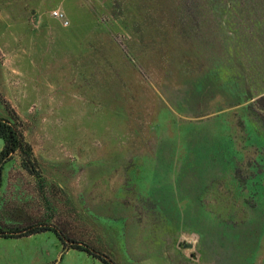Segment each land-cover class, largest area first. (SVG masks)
<instances>
[{
	"label": "rangeland",
	"instance_id": "1",
	"mask_svg": "<svg viewBox=\"0 0 264 264\" xmlns=\"http://www.w3.org/2000/svg\"><path fill=\"white\" fill-rule=\"evenodd\" d=\"M0 104V264H264V0H0Z\"/></svg>",
	"mask_w": 264,
	"mask_h": 264
},
{
	"label": "trees",
	"instance_id": "2",
	"mask_svg": "<svg viewBox=\"0 0 264 264\" xmlns=\"http://www.w3.org/2000/svg\"><path fill=\"white\" fill-rule=\"evenodd\" d=\"M9 118H1L0 117V139L3 140L4 146L2 151L0 152V186H1V174L4 168V165L9 162L14 155L19 154L22 157V161L25 165H33L32 157V149L31 146L25 141L21 128H19L20 124H17L18 116L14 112L12 108L8 109ZM17 120V121H16ZM51 230L46 227H28L25 229H15L10 234L4 233V231L0 230V235L5 236L7 238H21L30 236L36 233H41L44 231ZM53 231L62 239L64 246L66 248L70 247L73 249H77L79 251L86 252L96 258H98L103 264H113L111 260L106 256H101L97 254L94 250H92L89 246L84 244H79L74 242L73 240H67V238L62 235V232H59L56 228ZM72 243L69 245L68 243Z\"/></svg>",
	"mask_w": 264,
	"mask_h": 264
},
{
	"label": "crops",
	"instance_id": "3",
	"mask_svg": "<svg viewBox=\"0 0 264 264\" xmlns=\"http://www.w3.org/2000/svg\"><path fill=\"white\" fill-rule=\"evenodd\" d=\"M4 110V106L0 104V117L1 113ZM2 140V139H1ZM4 146L3 140H2V147H0V152L2 151ZM18 155V154H16ZM16 155L13 156V158L10 161H13L16 159ZM22 158V157H21ZM11 164V165H10ZM6 165H10L9 168H5ZM39 180H40V168L39 166L34 163L33 165H25L23 161L21 162H13V163H7L4 165V168L2 170L1 174V186H0V194L1 189L3 187V184L5 183L4 192L7 194L10 192L11 195H21L25 202V208L23 210H29L32 211V201H37V196L39 193ZM34 197V199H33ZM29 203V204H27ZM27 204V205H26ZM34 223L25 221L21 222L18 225L25 229L28 227H39V225H33ZM43 227V226H40ZM15 231V230H13Z\"/></svg>",
	"mask_w": 264,
	"mask_h": 264
},
{
	"label": "built area",
	"instance_id": "4",
	"mask_svg": "<svg viewBox=\"0 0 264 264\" xmlns=\"http://www.w3.org/2000/svg\"><path fill=\"white\" fill-rule=\"evenodd\" d=\"M53 15L55 16V18H57L58 20L61 21V23L63 24V26H68L69 25V21L67 20V18L64 16L63 13H60L58 11H55L53 13Z\"/></svg>",
	"mask_w": 264,
	"mask_h": 264
}]
</instances>
